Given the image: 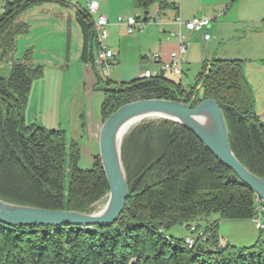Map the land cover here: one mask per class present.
<instances>
[{"label": "trees", "instance_id": "16d2710c", "mask_svg": "<svg viewBox=\"0 0 264 264\" xmlns=\"http://www.w3.org/2000/svg\"><path fill=\"white\" fill-rule=\"evenodd\" d=\"M52 2L70 1L5 0L0 10V60L15 49L19 35L28 32L20 16ZM156 4L161 11L175 7L168 0H132L146 20ZM79 11L82 58L88 63L93 20L82 6ZM30 53L11 65L7 77L0 75V199L50 210L95 212L94 205L109 194L99 154L91 169H81V147L69 142L64 130L26 121L33 81L44 74L43 65L29 63ZM100 83L115 87L110 79H99ZM117 87L124 90L104 92L103 122L122 105L138 100L187 103L196 95L197 106L204 99H216L233 153L264 179V122L255 111L242 59L205 61L190 88L167 76L139 77ZM121 155L129 196L116 222L88 227L0 222V264H264L261 235L245 246L224 242L219 235L223 220L253 219L256 193L188 128L171 120H145L125 135ZM193 222L209 232L203 239L195 236L194 246L186 243L187 236L169 234L172 227L185 225L191 235Z\"/></svg>", "mask_w": 264, "mask_h": 264}, {"label": "crops", "instance_id": "0c3cea01", "mask_svg": "<svg viewBox=\"0 0 264 264\" xmlns=\"http://www.w3.org/2000/svg\"><path fill=\"white\" fill-rule=\"evenodd\" d=\"M69 1L67 5L44 3L20 16L19 21L28 25V32L25 33L27 41L23 42L25 47L21 48L20 38L23 37L17 39L16 47L11 52V60L13 63L19 61L27 51H30V64L51 66L50 74L44 71L43 76L33 81L28 107L30 103L35 102L41 107L43 119L38 117L40 113L35 114V117H31L30 123L62 129L70 141H75L79 145L88 139V144L97 150L103 121L93 117L87 96L95 90L99 78L89 63L82 58L84 35L78 22L79 8L86 6L91 0ZM97 1L98 13L106 15L110 21L106 43L115 55L110 78L114 86L139 78L148 68L158 69L159 64L152 62L154 53L160 55L158 63L168 62L171 53L179 48V38L173 35L179 30L184 33L188 43L187 51L180 63L182 68L180 75L184 73V65H190L196 54L202 63L215 58H240L247 61L249 67L258 65L256 61L264 60V40L258 48L251 46L243 48L235 42L240 37L242 29L246 30L255 23L250 19L242 20L240 14L232 11L238 0H168L174 3L175 7L164 11L156 4L149 9V22L145 30L134 33L137 35L133 38L129 37L134 34H128L125 26L118 24L117 18L129 15L143 17L144 12L134 8L132 0ZM4 2L5 0H0L1 8ZM203 16L212 19V26L202 32L188 31L175 22L177 18L189 21ZM249 16H261L263 20L264 0H257ZM205 33L210 35L209 40L204 39ZM133 51H136L134 56ZM176 76L179 75L168 74L167 77L181 81L185 88L191 87L183 80L175 79ZM32 97L35 99L34 102ZM225 221L233 223V229L240 232L234 236L222 232L221 224ZM257 231L259 230L251 219L223 220L219 224L222 241L239 246L251 244L256 240ZM188 235L187 232L183 237Z\"/></svg>", "mask_w": 264, "mask_h": 264}, {"label": "water", "instance_id": "95a60500", "mask_svg": "<svg viewBox=\"0 0 264 264\" xmlns=\"http://www.w3.org/2000/svg\"><path fill=\"white\" fill-rule=\"evenodd\" d=\"M209 69L210 67L208 71ZM202 84L199 83L197 90ZM97 89L104 92L124 90L105 83L97 85ZM195 98L196 95L187 103L157 98L126 103L102 123L99 132V156L109 185V194L103 210L92 213L50 210L13 204L0 199V222L32 226L112 225L122 214L129 196L121 155L122 141L126 135L124 133L133 124H140L148 117L171 120L188 128L221 163L232 170L258 197L264 199V179L253 174L233 153L227 123L217 100L207 98L194 106Z\"/></svg>", "mask_w": 264, "mask_h": 264}, {"label": "rangeland", "instance_id": "374dc122", "mask_svg": "<svg viewBox=\"0 0 264 264\" xmlns=\"http://www.w3.org/2000/svg\"><path fill=\"white\" fill-rule=\"evenodd\" d=\"M256 2L257 0H238L232 10V11L237 12L238 15L240 14V18L242 20L250 19V20L255 21V23H252L251 26L247 28L246 30L242 29L240 37L237 38L235 41L238 45H241V47L243 48L246 46L258 48L263 43V40H264V18L262 20L261 16H257V17L249 16L251 9L255 5ZM0 10H1V6H0ZM93 17H96V16H93ZM210 31H212V29ZM136 35L137 34H134L133 36L130 35L129 38H133ZM20 36L23 38H20ZM18 38H20L21 48L23 46L25 47L23 42L27 41V35L21 34L19 35ZM224 43H226V40L224 41ZM11 52L7 55V58L5 60L3 61L0 60V75L4 77H7L9 75L11 65L13 64V61L11 60ZM127 53L129 54L130 52L127 51ZM132 53L134 56V53H136V51H133ZM198 57H199L198 54H196L194 56L195 59L192 60L193 62L190 65L189 64L184 65V73L174 78L178 80L181 79L183 80L185 84L192 86L198 74L201 72L202 66H203V63L200 62ZM231 59H236V58H231ZM243 61H244V74L250 85V88L252 90L254 100H255V111L258 114L260 120L264 122V60H262V62L256 61V64L258 65H253L249 67H248V62L245 60ZM256 66H260V67H256ZM43 67H44V71H47L50 74L51 72L50 64H46V66H43ZM256 85H258V87ZM104 99H105L104 91L102 89H97V86L95 87V90H92L91 93L87 96V103L90 104V106L92 107L94 118L102 119L101 108H102V103L104 102ZM32 100L34 102L35 100L34 97H32ZM35 114H39L38 117H41L43 119V114H41V107L35 104V102L30 103L29 107L27 104L25 115L27 116L26 121L28 123H30L31 117L32 118L35 117ZM68 141L70 142L69 138H68ZM88 143H89L88 139H85L80 144V147L82 148H81V157H80L78 165L81 169H85V170L91 169L93 167L94 157L97 154H99V145H98V148H97L98 151H97L96 148H92L90 144ZM83 145L85 146L83 147ZM68 152L69 151H67V154ZM67 166L68 165H67V157H66V173L68 172ZM65 184H66V187H68L67 177H66ZM107 198L108 196L94 205V207L96 208L95 212H99L100 210L103 209L107 201ZM199 222L202 225L206 223L205 220H200ZM196 225H197V222H193L190 226L193 227ZM221 231L228 233V235H232V236L240 232V231L239 232L235 231L233 229V223L229 221H225L221 224ZM187 232L189 233L190 231L189 229L186 228L185 225H176L171 228V230L169 231V234L175 238L180 239V238H183V235H185ZM192 234L195 235L194 232ZM260 235H261V238L264 240V231L261 233L257 231V239ZM256 240H254L253 242H251V244H248V245H252Z\"/></svg>", "mask_w": 264, "mask_h": 264}, {"label": "built area", "instance_id": "2783aa9c", "mask_svg": "<svg viewBox=\"0 0 264 264\" xmlns=\"http://www.w3.org/2000/svg\"><path fill=\"white\" fill-rule=\"evenodd\" d=\"M85 11L91 16L94 26V45L91 49V59L88 62L91 69L95 72L96 76L107 81L111 78V71L115 61L114 52L109 48L106 43L109 37V26L110 21L106 15L98 13L99 2L97 0H91L86 6H82ZM96 16V17H93ZM118 24L125 26L128 34H134L137 32H143L149 22L145 17H137L134 15L129 16H119L117 18ZM181 27H185L191 32H202L205 29L210 28L212 19L207 16L195 17L189 21H182L180 18L175 20ZM179 38V48L178 50L171 53L170 60L168 62H161L159 53L152 54V62L154 64H159L158 69H146L141 74V78H153L160 76H168V74L180 75L182 73L181 60L183 55L186 53L188 48V43L184 33L179 30L173 33ZM204 39L209 40L210 35L208 33L204 34ZM255 215L253 217V222L258 229L264 230V199L256 196L255 198ZM192 231L195 233L186 237V243L191 247L196 244L195 236L198 238H205L209 234L204 228L192 227Z\"/></svg>", "mask_w": 264, "mask_h": 264}, {"label": "bare ground", "instance_id": "6f19581e", "mask_svg": "<svg viewBox=\"0 0 264 264\" xmlns=\"http://www.w3.org/2000/svg\"><path fill=\"white\" fill-rule=\"evenodd\" d=\"M156 119H158V118H151V117H148V118H146V120H156ZM145 120V119H144ZM142 121V120H141ZM139 122H137L136 124H138ZM136 124H133L132 126H130L127 130H126V132L124 133V135L125 134H127ZM105 207V206H104ZM103 207V208H104ZM103 210V209H102ZM101 211V210H100Z\"/></svg>", "mask_w": 264, "mask_h": 264}]
</instances>
